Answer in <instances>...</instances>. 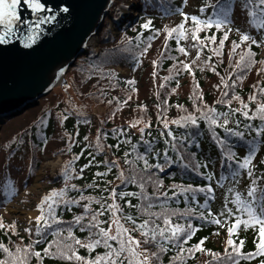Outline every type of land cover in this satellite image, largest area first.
Here are the masks:
<instances>
[{
    "label": "trees",
    "instance_id": "trees-1",
    "mask_svg": "<svg viewBox=\"0 0 264 264\" xmlns=\"http://www.w3.org/2000/svg\"><path fill=\"white\" fill-rule=\"evenodd\" d=\"M140 1L138 18L129 24V20L126 21L124 26L113 20L115 6H111L107 19L110 24L113 20L120 32L112 36L107 29L103 37L99 35L98 49L88 48L84 56L75 60L64 75L65 84L43 97L27 124L10 133H1L2 207L28 184L41 156L46 153L62 157L61 166L47 178V193L52 189H64V195L54 197L60 202L52 205V214L59 220L53 219L40 233L36 232L37 223L25 227L0 214V244L3 245L0 247V261L11 264L13 256L23 257L26 246L31 245L27 264H37L38 258L31 254L36 251H40V264H81L74 258L46 256L41 251L48 247L51 252H56L57 243L73 245L75 239L81 242L74 245L80 256L94 257L106 252L103 244L96 245L91 251L82 246L95 238L89 236L84 224L92 220L96 209H101L97 219L101 221V227L108 226L112 214L107 208L113 200L109 195L113 188L115 200L122 209L117 215H131L136 221V224L125 219L121 221L130 228V234L141 237L143 230L138 224L142 220H148V227L157 232V240L151 237L141 239L137 247L140 259L149 256L148 264H169V261L181 264L174 257L182 247L185 250L182 253L183 264H230L236 256L232 246L226 247V227L235 217L228 216L223 205L227 203L235 210L231 193L247 194L251 178L247 170L238 169L236 160L252 144L256 153L252 159L253 176L259 177L256 181L258 188L264 186V121L251 116L256 105L264 103V92L260 91L264 88V57L260 56L264 50V24L260 23L264 21V14L260 13V8L264 5H259L257 0ZM201 5L207 7L201 11ZM224 6L229 9V23L221 29L202 28L197 33L201 39L192 40L193 22L190 17L196 15L207 19ZM249 8L253 12L251 16ZM181 12L188 14L187 20L181 17ZM145 21H150V27H141ZM181 23L186 30L185 36L167 32L168 28ZM224 31H228V37L217 49ZM241 33H246L250 40L240 41ZM213 34L215 40L204 39ZM251 40L257 43L253 44ZM233 41L237 46H233ZM179 46H183L185 52H180ZM246 50L253 53L251 63ZM198 51L200 55H197ZM241 55L245 57L242 63L239 62ZM183 64H188L189 68H184ZM119 65L131 70L135 79L125 81L118 76L114 66ZM253 94L255 99L249 100ZM224 100L228 103H223ZM244 104H247L250 119L239 111ZM98 107L102 110L93 113V108ZM210 108L215 109L210 114L211 118L218 121L211 127L204 116ZM221 113H231L226 127L242 132L243 139L228 136L219 126ZM190 114L197 119L194 125L182 119ZM177 120L179 123L175 122ZM165 122L167 128L164 127ZM257 127L262 128L260 134L255 131ZM213 130L217 133L216 138L212 135ZM168 132L172 135L169 136ZM225 137L227 144L217 142L218 138ZM229 149L234 153L231 161L225 155ZM145 160L149 165L147 168ZM237 170L234 177L232 173ZM121 174L124 180L120 179ZM205 184H210L213 190L207 203L204 192L197 189V186ZM189 185L192 190H178L187 189ZM121 191L126 193L124 197L118 195ZM132 192L143 196L127 195ZM89 197L93 199L89 200ZM68 200L76 202L68 203ZM86 203L89 204L88 209L83 207ZM48 207L46 202L43 205L45 215L49 214ZM209 208L213 214L227 217L226 221L222 220L224 227L207 222L198 215L204 212L207 216ZM185 210L188 215L184 214ZM165 212L172 223L187 224L190 219L194 226L199 225L187 242L173 243L160 237L159 228L165 226ZM77 216L81 220L73 219ZM40 223L42 225L43 221ZM57 227L60 228L59 233H56ZM69 228L71 237L67 234ZM111 230L114 232V225ZM92 231L95 233L96 227L93 226ZM256 231L240 225L233 234L237 243L240 238L244 240L241 252L251 253L250 256H239L236 264H259L264 260V255L254 252ZM201 237H207L203 247L211 249V252L194 250L189 254L187 249ZM223 237L225 242L222 245ZM49 241L54 243L49 244ZM110 243L115 246L114 241ZM144 248L147 252L143 251ZM63 250L72 254V248ZM152 252L156 256H151ZM212 253L218 255L214 257ZM118 259L127 264V254Z\"/></svg>",
    "mask_w": 264,
    "mask_h": 264
},
{
    "label": "snow or ice",
    "instance_id": "snow-or-ice-1",
    "mask_svg": "<svg viewBox=\"0 0 264 264\" xmlns=\"http://www.w3.org/2000/svg\"><path fill=\"white\" fill-rule=\"evenodd\" d=\"M21 0H0V42L7 43V37L9 34H11L14 29L17 22L21 23H28V21H21L19 13L17 11V7ZM23 2L28 6L29 9L32 10L33 13L38 12L41 9H44L45 5L41 3V0H23ZM257 3L259 5H264V0H257ZM207 7L206 5H201V11L204 10V8ZM216 7V6H213ZM228 6L220 7L217 11H215L213 14H210L207 19H202L196 15H192L191 21L192 24V33L191 38L194 41H198L201 38L197 35V33L202 28H212L215 27L216 29H221L224 25L229 23L228 20ZM260 13L264 14V7L260 8ZM181 17L184 20L188 19V14L181 12ZM249 15H253L252 8H249ZM41 19H51V17H41ZM253 23H257L256 20L252 21ZM261 24H264V21L260 22ZM259 26V24L257 25ZM142 28H148L150 27V21H145L144 24L141 26ZM39 28V24H33L31 28L28 29V35H27V43H32L34 41V38L36 36L35 29ZM167 32L169 34H172L173 32H176L178 36H185L186 30L183 27V23L176 25L174 28H168ZM228 37V31H224L223 35L219 39V44L217 45V49L222 47L224 45L225 39ZM206 41L215 40L216 36L213 34L212 36H208L204 38ZM240 41H248L250 40V37L246 33H241L239 36ZM23 42V41H22ZM233 46H237L236 42L233 41ZM251 43L255 44L257 41L251 40ZM207 46V45H205ZM193 47H196L194 44ZM180 52H185V49L183 46H179ZM216 51V49H214ZM245 54L249 57V62L251 61V56L253 53L250 50H246ZM197 55H200L199 51L197 52ZM244 55H241L239 57V62L244 61ZM155 63V61H153ZM247 67V65H244ZM184 68H189L188 64H183ZM235 83V81H233ZM135 91V89H133ZM261 92H264V88L260 89ZM238 98V97H236ZM255 99V95H250L249 100ZM223 103H228L227 100H224ZM247 104H244L243 108L239 109V111L242 112V114L249 118V112L246 110ZM215 109H208L207 114H204L205 120L210 121V127L212 125H216L218 123L217 119L211 118V113L214 112ZM222 118V122L219 124L221 128L224 129V131L228 134V136H234L243 139V133L240 131H237L233 128H228L226 125L228 124L229 120L228 117L231 115V113H221L219 114ZM251 116H258L262 121H264V103H258L256 105L255 110L252 111ZM185 120L190 121L193 125L197 123V119L192 116L191 114L183 118ZM176 123H179V120L175 121ZM235 123H239V121H235ZM164 127L167 128L168 124L167 122L164 123ZM247 127V125H245ZM141 131H143V128H141ZM257 134H260L262 132L261 127H257L255 129ZM168 135L171 136L172 133L168 132ZM212 135L214 138L217 137V133L213 130ZM217 142L220 144H227V138L217 139ZM189 143H192V141H189ZM255 146L252 144L248 151L239 159L236 160V164L238 165V169H245L247 170L248 176L251 178L249 181V185L247 186V194L246 196H241L238 192H232V203L236 206L235 210L232 208H229L227 206V203L223 205L224 211L227 212L228 216H233L235 219H232L226 227L227 232V239H226V247L232 246L233 253L236 254L235 257L232 258L230 261V264H236V260L239 256H250L251 253H242L241 247L244 244L243 238H240L239 243H237L233 239V234L237 232V229L240 225H243L245 229L252 227L254 229H257L256 231V237L257 239L254 241L255 243V249L254 252L256 255H264V186H260L258 188L256 181L259 179V177L253 176L252 169L254 168V165L252 164V159L255 156ZM225 155L228 157V160L231 161L234 158V153L229 149L225 152ZM171 162V161H169ZM145 167H149L147 160L144 161ZM84 167H87V165H84ZM195 170V169H193ZM237 171H234L232 175L235 177L237 175ZM65 178L67 179V175L65 174ZM121 180H124L125 178L121 174L120 176ZM209 179H211V174H209ZM135 183V180L132 181ZM219 183V181H218ZM142 186V185H141ZM73 187H75L73 185ZM176 187V186H173ZM197 189L199 191L204 192L205 194V202L207 203V198L212 195V187L210 184H205L202 187L197 186ZM178 190L184 191V190H192V186L189 185L187 189L180 188ZM259 191V195H257V192ZM64 195V189H52L47 194H45L41 199L40 202L36 205L38 209H40V213L32 219H34L37 222L36 232L40 233L44 230L45 226H48L50 223H52V220H59L58 216H54L52 214V205L54 203H58L60 201L55 200L54 197L57 196H63ZM110 196L113 197L112 203L108 205L107 211L110 212L112 215L109 218L108 226L107 227H101V221L97 219V215L101 214V209H96V212L93 214L92 220L86 221L84 226L89 231V236H95L94 239H89L86 243H84L82 246L86 247L89 251L94 249L96 245L103 244L104 247L107 249L106 252L97 254L94 257H84L80 256L79 253L75 251L74 245H80V241L78 239L74 240L73 245L65 244L61 246L59 243H57V250L56 252H51L48 247L43 248L41 251L46 256L51 255H63L66 259H76L77 261L81 262V264H124V261L122 259H118L119 257L124 256L127 254V264H148L149 256L145 255L143 256V259H140L139 253L137 252V247L140 246L141 239L147 240L149 237L152 238V240H157V232L156 230L150 229L148 227L149 221L148 220H142L139 222L138 227L142 229V235L140 238H137L136 236H133L130 234V228L125 227V225L121 222L122 219H125L127 221H131L133 224H136V221L133 220L131 215L127 216H121L117 215L118 212H121L122 209L120 208V205L115 200L116 191L115 188L109 193ZM120 197H124L126 195L125 192L121 191L118 193ZM127 195H140L143 196L142 193H127ZM172 195H175V193H172ZM93 199L92 197H89V200ZM225 199L227 200V196H225ZM193 200H195V195H193ZM48 203V215L44 214L43 211V205L45 203ZM76 201L68 200V203H75ZM125 203H129L128 201H125ZM84 209L89 208V204L83 205ZM103 207V205H101ZM138 208L140 206H137ZM142 211H147V209L141 208ZM161 213H156V215H160ZM174 214V212H173ZM185 215H188L187 210L184 212ZM198 215L204 219L207 222L215 223L216 225H219L221 227H224V223H222V220L226 221L227 217L221 216L220 213L213 214L211 211V208L208 209V215L205 216L204 212H199ZM217 216H220L221 218H217ZM76 221L81 220L80 216L73 218ZM41 221H43V224L41 225ZM163 221H164V227L159 228V235L163 238L164 241H172L173 243H177L178 241L180 243L187 242L189 238L195 233L196 228L199 227V225L194 226L189 219L187 224L182 223H172L169 218V214L165 212L163 214ZM114 225V232L111 230ZM96 227L97 231L93 233L92 227ZM28 229H26L27 231ZM218 231V229H217ZM60 232V228H56V233ZM68 236H72V230L69 228L67 230ZM207 237H201L199 241H197L195 244H192L190 248L187 249V252L189 254H192L194 250H201L205 252H211V249H206L203 247L204 240H206ZM110 241L115 242V246H113ZM49 244L54 243V241H49ZM0 247H3L2 244H0ZM27 250L23 252V257L18 258L16 256H13L11 264H27V257L29 253L31 252V245L26 246ZM66 248H72V254L69 255L67 251H64L63 249ZM164 250V249H161ZM5 251L8 250L5 248ZM18 252L21 251L20 248L17 249ZM143 251L147 252V249L144 248ZM184 248L182 247L180 251L176 254L174 257L175 260H178L183 264L184 256L182 253H184ZM32 255H35L37 259V264H40V251H36L34 253H31ZM212 255L215 257L218 255L217 253H212ZM151 256H156L155 252L151 253ZM0 264H7V262L0 261ZM169 264H172L171 261H169ZM207 264V262H205ZM259 264H264V260H261Z\"/></svg>",
    "mask_w": 264,
    "mask_h": 264
},
{
    "label": "water",
    "instance_id": "water-1",
    "mask_svg": "<svg viewBox=\"0 0 264 264\" xmlns=\"http://www.w3.org/2000/svg\"><path fill=\"white\" fill-rule=\"evenodd\" d=\"M111 1L41 0L44 9L33 13L21 0L17 11L28 23L17 22L7 43L0 42V117L20 115L38 104L54 85L53 77L64 67L62 77L83 54L85 40L98 33ZM37 23L29 44L28 29Z\"/></svg>",
    "mask_w": 264,
    "mask_h": 264
},
{
    "label": "rangeland",
    "instance_id": "rangeland-1",
    "mask_svg": "<svg viewBox=\"0 0 264 264\" xmlns=\"http://www.w3.org/2000/svg\"><path fill=\"white\" fill-rule=\"evenodd\" d=\"M139 1L138 0H114L112 7L115 6L113 9V20L117 21L119 14H118V7H120L121 10L123 9H138ZM133 10L131 12H133ZM130 11H127L128 15H124V18H128L131 15L129 14ZM110 23L109 20L106 18V23L101 29L100 36L103 37L107 29L109 28ZM112 31L116 32L115 29L112 27ZM97 39V36L95 37V40ZM264 53V50H263ZM120 75L127 78L132 75L129 70L126 67H121L119 69ZM66 74V73H65ZM135 76V75H134ZM61 83V80L58 82H54V85L52 86L49 93L46 95H50L54 89L59 86ZM45 95V96H46ZM44 97V96H43ZM42 98L39 100L42 101ZM39 101V103H40ZM38 103V105H39ZM37 106V105H36ZM36 106L33 108L25 110L21 115L5 117L2 122H0V135L1 133H10L13 130L17 128H22V126L26 125L27 122L33 117V114L35 112ZM100 111L99 108H93V113H98ZM2 136V135H1ZM0 136V139H1ZM58 155V154H57ZM57 155H51L49 153L43 154L41 156L40 162L38 164L37 169L35 170V173L31 179L29 180L28 184L25 186L23 190H21L13 199L11 202L7 203L5 207H2L3 203L1 201L0 196V214L2 216H5L7 220H13L15 222H18L19 225L28 227L30 225H33L35 222L34 219H32L30 213L35 212L36 216L38 214L36 205L40 201V197L42 194H46L45 191L48 189L47 185V178L51 177L55 174L57 171V168L60 166L62 157L60 155V159L57 157ZM58 158V161H57ZM47 160H50L52 162L56 161L58 162L56 167H53L51 163H48ZM1 162V157H0ZM33 216V217H34Z\"/></svg>",
    "mask_w": 264,
    "mask_h": 264
},
{
    "label": "bare ground",
    "instance_id": "bare-ground-1",
    "mask_svg": "<svg viewBox=\"0 0 264 264\" xmlns=\"http://www.w3.org/2000/svg\"><path fill=\"white\" fill-rule=\"evenodd\" d=\"M127 11H130L131 12V10H128L127 9ZM124 14H127V12H124ZM105 23H106V19L104 18L103 19V21H102V26H104L105 25ZM101 26V27H102ZM96 40H95V37L94 38H92V36L90 37V38H88L87 40H85V42H84V44H83V54L82 55H80V56H78L77 58H80V57H82V56H84L85 55V52L88 50V48L89 47H95L96 46ZM64 70V67L53 77V80L50 82V83H54V82H58V81H60L61 80V77H60V75L62 74V71ZM50 92V91H49ZM48 92V93H49ZM47 94V93H46ZM45 94V95H46ZM45 95H43V96H45ZM42 98V97H41ZM40 99V98H39ZM38 99V100H39ZM40 101V100H39ZM39 101H38V103H39ZM36 105H38V104H36ZM35 105V106H36ZM34 107V106H33ZM33 107H31V108H33ZM28 109H30V108H28ZM27 110V109H26ZM24 112V111H23ZM9 114H11V113H9ZM21 115V114H20ZM5 117H9L8 115H6V116H2V117H0V122H2L3 121V119L5 118ZM0 126H1V124H0ZM47 162L48 163H51L52 164V166L53 167H56V165H57V162L56 161H54V162H52V161H50V160H47ZM30 215H31V217H33L34 215H35V212H31L30 213Z\"/></svg>",
    "mask_w": 264,
    "mask_h": 264
}]
</instances>
